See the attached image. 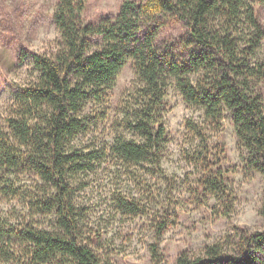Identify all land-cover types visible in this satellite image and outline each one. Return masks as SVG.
Here are the masks:
<instances>
[{
	"label": "clouds",
	"instance_id": "9594fccd",
	"mask_svg": "<svg viewBox=\"0 0 264 264\" xmlns=\"http://www.w3.org/2000/svg\"><path fill=\"white\" fill-rule=\"evenodd\" d=\"M0 264H264V0H0Z\"/></svg>",
	"mask_w": 264,
	"mask_h": 264
}]
</instances>
